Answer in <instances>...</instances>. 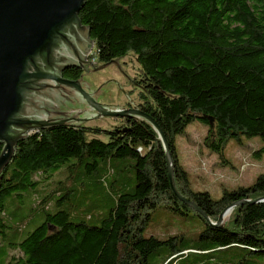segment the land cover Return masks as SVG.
<instances>
[{
    "label": "trees",
    "instance_id": "obj_1",
    "mask_svg": "<svg viewBox=\"0 0 264 264\" xmlns=\"http://www.w3.org/2000/svg\"><path fill=\"white\" fill-rule=\"evenodd\" d=\"M77 17L89 30L99 64L133 57L136 107L164 135L176 192L212 223L225 207L236 205L221 227H213L179 202L170 190L157 136L141 120L112 119L119 125L108 130H42L16 144L0 175V258L7 264H149L148 256L163 247L166 254L158 264H176L188 254L211 259L229 248L264 254V202H257L264 198V177L222 190L213 200L191 189L174 144L196 121L208 127L203 142L214 153H221L229 140L257 137L263 146L254 155L264 154V0H85ZM76 76L75 71L62 73L65 79ZM69 160L73 164L65 165ZM114 160L130 163L134 185L116 188L113 205L95 225L72 223L57 211V202L70 191L56 189L36 198L17 228L9 227L20 207L8 215L6 204L19 202L44 176L60 168L90 175L99 163L110 166ZM160 205L181 217L192 213L202 222L194 247L179 235L164 240L142 236L150 213ZM35 212L41 218L37 225ZM10 251L19 258L8 257Z\"/></svg>",
    "mask_w": 264,
    "mask_h": 264
},
{
    "label": "water",
    "instance_id": "obj_2",
    "mask_svg": "<svg viewBox=\"0 0 264 264\" xmlns=\"http://www.w3.org/2000/svg\"><path fill=\"white\" fill-rule=\"evenodd\" d=\"M85 0H0V175L11 160L15 146L31 133L53 128L88 129L87 122L122 119L147 123L163 151L170 190L183 205L204 218L209 226L221 227L225 207L212 223L174 189L167 142L153 119L141 112L121 90L129 79L114 59L102 64L87 61L93 42L77 14ZM113 65L126 79L125 86L108 81L96 89L83 80ZM89 67L90 70L85 68ZM70 68L83 74L67 80ZM115 86L132 107L99 102L101 89ZM118 131H124L118 129ZM257 202H264V198Z\"/></svg>",
    "mask_w": 264,
    "mask_h": 264
},
{
    "label": "rangeland",
    "instance_id": "obj_3",
    "mask_svg": "<svg viewBox=\"0 0 264 264\" xmlns=\"http://www.w3.org/2000/svg\"><path fill=\"white\" fill-rule=\"evenodd\" d=\"M94 52L92 47L91 53ZM119 67L127 79H131L136 71V63L132 56L127 55L118 60ZM110 73L111 82L119 86L126 85V79L113 66H108L102 71ZM126 87L121 90L128 95ZM102 89L111 94L112 100L107 103L110 105H123L125 97L113 85H106ZM133 89H131V92ZM131 95V94H129ZM118 96V97H116ZM134 101L136 91H133ZM119 100V102H118ZM105 102V101H104ZM118 121L112 119H102L87 123V127L108 130L114 127ZM206 126L194 121L186 126L184 131L177 135L174 144L179 153V160L184 166L191 189L194 191L207 192L211 199L217 200L222 190H234L238 187H247L253 183L259 175L264 177V154L259 157L254 152L263 146V143L257 137H240L239 141L229 140L222 148L221 153L217 154L210 151L203 142L207 131ZM87 139L91 135L86 136ZM95 138L105 141L102 135ZM74 160H69L65 165L73 164ZM130 163L125 161H111L110 166L101 162L98 165L96 173L86 175L80 168L49 173L50 177L43 179L31 190L22 194L20 201L14 200L7 205L6 214L11 208L20 207L17 214L9 220L10 228H17L18 222H23L25 216L33 210L37 199L42 196H49L52 191L58 189L59 193H64L67 189L70 192L57 202L56 210L64 211L68 220L72 223L78 221L86 222L89 225H95L96 219L103 216L105 212L113 205L116 196V188L129 190L133 188V171L129 167ZM116 171L117 182H116ZM38 180V178H37ZM114 180L113 183L111 181ZM117 185V187H116ZM13 203V204H11ZM35 204V205H34ZM52 202L49 203V210ZM37 212V211H36ZM34 213L35 225L41 222L40 216ZM12 217V216H10ZM33 217V214L32 216ZM229 218V217H228ZM226 219L223 223H225ZM202 222L189 213L187 217H181L165 209L163 205L158 206L150 213V221L145 226L142 236L153 237L157 240H164L170 236L179 235L184 238L188 246L194 247L197 242V236L202 229ZM22 230V228H19ZM32 229L30 227L29 231ZM166 254V249L160 247L148 256L149 264H158ZM19 253L9 252L8 257L15 260L19 258ZM1 257V255H0ZM8 259L3 261L0 258V264H7ZM176 264H264V254L248 253L245 250L229 248L224 251L211 254V259L204 256L188 254L184 261Z\"/></svg>",
    "mask_w": 264,
    "mask_h": 264
},
{
    "label": "flooded vegetation",
    "instance_id": "obj_4",
    "mask_svg": "<svg viewBox=\"0 0 264 264\" xmlns=\"http://www.w3.org/2000/svg\"><path fill=\"white\" fill-rule=\"evenodd\" d=\"M86 60L89 61V62H92V63L99 64L97 61H95V58L93 57V52H92L91 56H88L87 57ZM111 66H113V65H111ZM113 67H114V70H115V73H116V67L115 66H113ZM85 69L86 70H90L89 67H86ZM66 71L69 72V73H71L72 71H75L77 73V76L75 77V79H67V80H77L79 78V76L83 74V72L80 69H77V68H70V69H68ZM110 75L111 74L108 73V72L101 74V72L99 71V72H97L95 74H89V75L87 74L82 79L85 80V81H87V82H89L92 85V89H96L100 85H102V84H104V83H106L108 81H112V78L110 77ZM130 81L131 82H129V84H130L129 89H127V91H126V92H128L127 97L136 106L137 100L135 98V101H134L133 91H136V94H137V88H136L135 83L132 80V78L130 79ZM131 89H133L132 92H131ZM101 94L102 95L99 97V102L104 103V104H107V105H110V104H108L109 103L108 101H110V99L112 100L111 94L108 93L104 89H101ZM129 94H131V95H129ZM116 97H118V96H116ZM122 100H123V105L116 104V105H112V106L123 107V108H127V107L130 108V107H132L131 104L129 103V101L126 100V98H124ZM118 102H119V100H118ZM87 123H90V122H87ZM87 123H85L83 125V127L88 128V129H91L92 127H87L86 126ZM117 125H119V124H116L115 126L117 127Z\"/></svg>",
    "mask_w": 264,
    "mask_h": 264
},
{
    "label": "bare ground",
    "instance_id": "obj_5",
    "mask_svg": "<svg viewBox=\"0 0 264 264\" xmlns=\"http://www.w3.org/2000/svg\"><path fill=\"white\" fill-rule=\"evenodd\" d=\"M229 215H230V211L225 210L221 216V221L224 222L226 219H228Z\"/></svg>",
    "mask_w": 264,
    "mask_h": 264
},
{
    "label": "crops",
    "instance_id": "obj_6",
    "mask_svg": "<svg viewBox=\"0 0 264 264\" xmlns=\"http://www.w3.org/2000/svg\"><path fill=\"white\" fill-rule=\"evenodd\" d=\"M175 149H176V147H175ZM176 154H177V158H178V162H179V164H180V166L182 167V169L186 172V170H185V168H184V166L182 165V163H181V161L179 160V153H178V150L176 149ZM187 173V172H186ZM190 187H191V184H190Z\"/></svg>",
    "mask_w": 264,
    "mask_h": 264
},
{
    "label": "built area",
    "instance_id": "obj_7",
    "mask_svg": "<svg viewBox=\"0 0 264 264\" xmlns=\"http://www.w3.org/2000/svg\"><path fill=\"white\" fill-rule=\"evenodd\" d=\"M92 53L89 54V56H91Z\"/></svg>",
    "mask_w": 264,
    "mask_h": 264
}]
</instances>
